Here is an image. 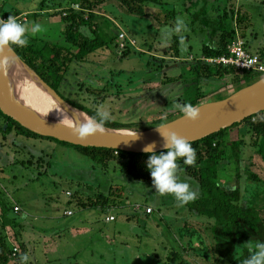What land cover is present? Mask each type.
<instances>
[{
    "label": "rangeland",
    "instance_id": "374dc122",
    "mask_svg": "<svg viewBox=\"0 0 264 264\" xmlns=\"http://www.w3.org/2000/svg\"><path fill=\"white\" fill-rule=\"evenodd\" d=\"M166 1L167 6L155 3L148 7L146 18L129 16L122 20L123 24L120 19L125 10L120 8L119 19H115L107 9H97L98 22L111 21L107 24L111 29H106V40L125 32L136 40V49L143 54L122 59L125 50L120 48L119 40L115 41L118 48L110 42L107 49L73 64L62 91L66 98L97 112L108 111L115 122L138 124L137 129L127 130L131 132L144 131L158 119L180 111L184 101H193L197 91L191 87L193 75L189 68L202 60L205 46L219 47L220 33L213 25L229 5L224 0H208L205 11L196 18L201 1L185 8L183 0ZM242 1L253 15V28L249 20L239 22V18H244L242 5L236 0L235 29L238 25L240 35L251 43H255L253 33L257 34L260 43L255 44L264 46V0ZM9 2L23 12L21 21L28 28L29 38L68 44L61 17L45 13L35 16L40 0ZM34 24L41 26L36 34L31 32ZM124 24H130L129 29ZM176 37L180 39V56L173 48ZM222 87L215 92L208 84L202 85L209 97L202 105L234 94L235 88L228 90L225 83ZM3 123L0 117V129ZM235 137L244 141L240 173L231 159L220 170L221 183L229 188L239 184L247 201L264 209V139L257 140L244 124L235 130ZM0 157V190L8 194L14 207L20 208V218L26 224L23 241L28 245L27 263L168 264L178 251L190 264H216L215 260L208 262L190 251L191 237L182 239L181 233L188 223L186 227L199 232L211 245V222L179 206L172 197L155 192L152 186L133 182L126 164L120 161L103 168L72 146L28 139L16 133L8 139L0 134ZM41 157L44 162L39 164ZM32 158L33 166L22 165ZM250 173L257 181L249 179ZM190 184L197 190L195 184ZM120 185L127 191L125 203L118 209L102 213L82 206L100 192L109 196ZM112 200L118 206L121 203L116 197ZM11 237L15 238L14 232ZM15 244L11 245L17 253L18 243Z\"/></svg>",
    "mask_w": 264,
    "mask_h": 264
},
{
    "label": "trees",
    "instance_id": "16d2710c",
    "mask_svg": "<svg viewBox=\"0 0 264 264\" xmlns=\"http://www.w3.org/2000/svg\"><path fill=\"white\" fill-rule=\"evenodd\" d=\"M197 1H201V9L195 14V17L199 18L205 11L208 0H183L184 8ZM224 2L229 6L213 25L216 31L220 33L219 47L205 46L202 60L200 59L189 68L190 74L193 75L190 81L191 87H194L197 93L193 101L189 103L184 101L183 106L192 105L197 108L202 105L204 100L209 98L201 89L204 84H208L211 90L217 92L223 88L222 84L225 83L226 89L235 88L234 93H236L262 78L258 74L241 72L234 68L212 65L204 61V59H216L228 54L229 46L236 39L234 26L235 17L238 16L236 0H224ZM155 3L160 7L165 6L164 4L168 5L166 0H40L39 7L36 10L38 13L35 16L45 13L49 17H61L62 24L65 27L66 42L70 47L67 46L68 44L63 46L29 38L30 42L26 47L12 46L11 48L25 64L70 105L93 118L97 115V111L67 99L62 91H64L73 64L83 62L87 57L98 51L107 49L110 42L114 43L115 48H118L115 41H118L121 33L111 41L106 40V29H111L110 25L107 24H111V21L106 20L104 24L98 22L97 9H107L115 16V19H119L120 8L125 10L121 14L124 18L120 19L121 24H123L122 20L127 19L129 16L139 19L146 18V9ZM75 6L79 8L76 9ZM175 12V10L172 11L173 17H175ZM177 13L180 12L177 11ZM0 14L8 18L10 15L21 16L23 12L19 8L13 7L9 0H0ZM241 21H244V19L239 18V22ZM129 25L126 24L123 27L127 29ZM173 41L176 56H180V39L176 37ZM74 48L78 50L76 53L73 50ZM136 48L130 45L127 46L121 58H130L132 54L142 55L143 53H139ZM183 115L184 113L180 110L169 117L158 119L152 123V127L144 130L153 129L162 124L165 125ZM0 117L4 120L0 134H3L6 139L16 133L28 139L56 141L65 146L76 148L84 156L103 168H108L112 162L120 161L126 164L127 175L133 182L152 186V177L146 166V161L149 158L148 154H132L109 149L74 146L52 138L38 136L5 116L1 110ZM254 118L256 121H254ZM242 124L253 131L257 140L264 139V114L247 119ZM242 124H237L202 141L191 143L197 156L195 166H187L179 161L184 169L181 173V180L195 184L198 191L197 199L184 207L190 213L204 217L211 222L212 244L208 245V241L206 242L199 232L186 227L188 223L181 229L182 239H185L186 236L191 237L188 249L208 262L215 260L216 264L223 262L225 264H243L250 248H253L256 242L264 241V218L262 217L264 209H261V206L258 207L254 201H247L239 184L236 188H229L221 183L220 178L221 168L231 159L235 160L237 171L240 173L239 165L242 159L244 141L235 137V130H238ZM104 127L114 130H133L137 129L138 124H125L109 119ZM0 161H2L1 157ZM38 161L39 164L43 163L44 158L41 157ZM22 165L33 166V158L32 161L22 162ZM237 179H240V175ZM249 179L257 181L256 176L252 173L249 174ZM126 191L127 188L123 185L114 187L109 196H105L100 192L96 194L95 198H88V202L82 204V206L107 213L113 209H118L122 203H125ZM114 197L121 200L119 206L112 200ZM15 208L8 194L0 190V264H31L21 260L23 256H26L28 248V245L23 241L27 228L20 218L21 213L15 211ZM11 232L15 233L14 239L11 237ZM196 238L198 242L195 241ZM15 240L18 243V246L15 247L18 250L17 253L14 252L11 245L16 246ZM169 259L168 264H190L184 261L178 251H175Z\"/></svg>",
    "mask_w": 264,
    "mask_h": 264
},
{
    "label": "water",
    "instance_id": "95a60500",
    "mask_svg": "<svg viewBox=\"0 0 264 264\" xmlns=\"http://www.w3.org/2000/svg\"><path fill=\"white\" fill-rule=\"evenodd\" d=\"M9 49L25 69L33 72L39 84L49 92L54 101L70 117H74L77 112H80L46 84L35 71L19 58L12 48ZM9 71L13 72L11 68ZM5 82L6 78L0 76L1 112L38 136L83 148L109 149L132 154H146L143 148L151 143L156 144V153L166 151L164 141L157 128L131 132L104 127L101 133L82 141L73 131L77 128L76 126L52 123L26 110L19 102L12 99L6 91ZM197 110L200 112V119L197 122L193 123L183 115L165 124L168 126L166 131L176 132L190 143H196L264 113V77L222 101L205 103L197 107ZM137 134L139 139H132Z\"/></svg>",
    "mask_w": 264,
    "mask_h": 264
},
{
    "label": "clouds",
    "instance_id": "9594fccd",
    "mask_svg": "<svg viewBox=\"0 0 264 264\" xmlns=\"http://www.w3.org/2000/svg\"><path fill=\"white\" fill-rule=\"evenodd\" d=\"M40 30L39 24H34L31 28L32 34ZM27 33V26L18 22L14 16L10 15L7 20L0 19V76L6 78L14 63L9 56L4 54L5 50L12 46L26 47L30 42ZM180 110L184 113V117L193 123L200 119V112L192 105L182 106ZM109 119L108 111H98L95 117L81 122L73 131L80 140L84 141L101 133ZM156 128L164 141L166 151L157 154L155 143L143 148L149 157L146 166L152 177V186L155 192L162 196H172L178 205L183 207L197 199L198 191L194 190L190 183L181 180V173L184 169L179 161L187 166H195L196 152L186 138L176 132L166 131L167 125L162 124ZM132 139H139L138 134ZM27 259V256L21 258L22 261H27ZM243 264H264V241H258L253 248H250Z\"/></svg>",
    "mask_w": 264,
    "mask_h": 264
},
{
    "label": "bare ground",
    "instance_id": "6f19581e",
    "mask_svg": "<svg viewBox=\"0 0 264 264\" xmlns=\"http://www.w3.org/2000/svg\"><path fill=\"white\" fill-rule=\"evenodd\" d=\"M14 63L6 77V91L15 101L19 102L30 113L56 124L78 126L92 118L83 112H77L70 117L52 98L34 76L33 72L25 69L10 49L5 50ZM13 73V74H12Z\"/></svg>",
    "mask_w": 264,
    "mask_h": 264
},
{
    "label": "built area",
    "instance_id": "2783aa9c",
    "mask_svg": "<svg viewBox=\"0 0 264 264\" xmlns=\"http://www.w3.org/2000/svg\"><path fill=\"white\" fill-rule=\"evenodd\" d=\"M75 8L78 9L79 7L75 6ZM14 17L17 19L18 22L23 24V22L21 21L22 16ZM0 19L7 20L8 18H5L0 14ZM24 21H26V19H24ZM118 40L120 42L119 46L121 49H123V51L129 45L136 47V40L129 37L125 32H122L119 35ZM204 61L212 65H221L223 67L234 68L241 72H250L264 77V61L262 60L259 54H253L249 51L247 42L240 35L238 25L236 27V39L229 46L228 54L216 59H204ZM254 121H256L255 118ZM16 210L19 211V208H16ZM151 212L152 210L149 209L148 213Z\"/></svg>",
    "mask_w": 264,
    "mask_h": 264
},
{
    "label": "crops",
    "instance_id": "0c3cea01",
    "mask_svg": "<svg viewBox=\"0 0 264 264\" xmlns=\"http://www.w3.org/2000/svg\"><path fill=\"white\" fill-rule=\"evenodd\" d=\"M239 5L240 6L242 5V12H243L242 14H243L244 21L245 20L251 21L250 28L252 29L253 28V24L252 23H253V19L254 18H253V15H252L251 11H249L247 9L248 6L246 4H243V1L242 0H239ZM246 29H248V26H247ZM253 39L255 40V43H260L259 40H258L257 34L253 33ZM246 42H247V46H248L249 51L251 53H253V54H259L261 56L262 60L264 61V46L263 45H260V44L259 45H256L255 43H251L248 40Z\"/></svg>",
    "mask_w": 264,
    "mask_h": 264
}]
</instances>
